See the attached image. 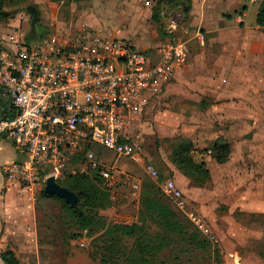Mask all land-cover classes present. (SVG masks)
Returning <instances> with one entry per match:
<instances>
[{
    "label": "rangeland",
    "instance_id": "rangeland-1",
    "mask_svg": "<svg viewBox=\"0 0 264 264\" xmlns=\"http://www.w3.org/2000/svg\"><path fill=\"white\" fill-rule=\"evenodd\" d=\"M7 1L10 17L1 22L18 24L23 17L25 35L17 46L6 47L5 43L0 50L23 51L32 41L43 42L47 48L54 49L84 43L96 32H113L116 37L152 53L167 36L165 27L170 17L179 18L178 36L183 38L179 33L184 18L178 16L175 5L162 3L161 20L153 18L157 0H24L15 7L9 3L15 0ZM243 1L247 5L244 20L247 25L255 26L258 1ZM29 5L39 9L38 25L42 33L30 41L26 39L31 25ZM233 32L227 33V38L217 34L212 43V38L206 36L203 46L197 42L191 44L182 69L145 109L138 131L149 159L159 168L160 180L152 178L140 165L95 147L110 163L126 172L130 181L139 182L141 191L143 184L155 183L162 195L160 184L166 179H175L185 193L188 207L202 217L217 239L207 236L166 198L173 209L201 231L212 249L218 250V255L208 250L190 254L182 243L172 244L158 253L154 264H264V87L259 95L256 92L260 84H250L251 90L244 89L243 94L239 91V85L246 81L233 77L245 71L241 57L244 50L234 49L231 44L228 47L225 39ZM258 40L262 38L255 39ZM254 51L261 57L264 54L261 47ZM248 104L251 109L247 111L245 122H241L239 105ZM239 136L243 138L239 140ZM218 137H226L234 143L233 153L225 163H218L210 151L203 148ZM184 141L195 142L191 155L198 161L205 159L210 168V178L201 186L184 175L174 161V151ZM2 144L6 146L0 148V166L14 160L12 146ZM65 178L61 176L57 181ZM99 183L103 187V183ZM44 186L45 182L36 185L34 198L38 247L33 255L23 256L22 263L145 264L139 259L133 237H107L102 229L91 234L81 231L59 199L42 195ZM14 187H17L16 192L19 190V194L29 198L31 205V192L19 181H10L0 169V191L5 188L10 193ZM118 192L124 200L114 204L110 198L111 205L100 210V215L107 223L121 217L126 224H142L141 192L136 196L130 185L122 183ZM145 219L144 233L167 235L157 220L149 215Z\"/></svg>",
    "mask_w": 264,
    "mask_h": 264
},
{
    "label": "built area",
    "instance_id": "built-area-1",
    "mask_svg": "<svg viewBox=\"0 0 264 264\" xmlns=\"http://www.w3.org/2000/svg\"><path fill=\"white\" fill-rule=\"evenodd\" d=\"M179 24L176 17L168 18L167 36L152 53L113 32H96L84 43L54 49L40 41H32L23 51L1 49L0 87L10 104L0 113V141H10L24 155L0 166L5 176L19 181L33 198L37 184L65 173L97 176L114 204L124 200L118 192L120 183L130 185L139 196L141 184L130 181L95 147L158 178V167L149 159L138 127L149 102L187 60L189 44L178 36ZM87 145L94 148L85 149ZM160 187L179 211L217 240L188 207L175 179L164 180ZM113 222L124 223L121 217Z\"/></svg>",
    "mask_w": 264,
    "mask_h": 264
},
{
    "label": "trees",
    "instance_id": "trees-1",
    "mask_svg": "<svg viewBox=\"0 0 264 264\" xmlns=\"http://www.w3.org/2000/svg\"><path fill=\"white\" fill-rule=\"evenodd\" d=\"M191 1L172 0L170 5L177 7L178 16L187 19L191 10ZM257 1H259V9L256 15V22L258 25L264 27V0ZM21 2H24V0L10 1L9 3L12 5L11 7H15L21 4ZM162 3L168 2L157 0V5L154 6L153 18L156 21L161 20V10H159V7ZM7 4V0H0L1 20L6 19L10 14L5 13L8 7ZM246 8L244 6L242 11ZM227 16L228 18L232 17L231 15ZM26 39L30 41L34 37L28 35ZM5 105V100L0 96V113L6 112ZM91 147L94 148L87 145L85 149ZM194 148L195 145L192 141L181 142L174 151V161L184 175L201 186L210 178L211 172L205 160L198 161L191 155ZM206 150L210 151V154L220 163L227 161L231 153L230 145L223 140H217L212 147ZM64 176L66 178L59 183L76 191L82 199L81 205L72 206L56 195L45 193L44 189L42 190V195L59 199L81 231L87 230L91 234L102 229V234L107 237H133L139 253V259L145 264H154L159 252L172 244L180 245L181 243L186 246V250L190 254H194L198 250H208L217 257L218 250L216 248L212 249L208 239L201 235V231L194 227L187 217L182 216L171 207L167 202L168 198L163 195L164 193L160 194L161 190L155 183L143 184L140 209L142 224L107 223L106 219L100 215V210L111 205V199L110 193L100 185V179L97 176L72 175L70 173H65ZM158 178L159 180L162 178L160 173ZM147 215L157 220L167 232V235L151 236L144 233ZM74 236L78 237L80 234H74ZM1 257L5 264H23L12 249L4 250L1 253Z\"/></svg>",
    "mask_w": 264,
    "mask_h": 264
},
{
    "label": "crops",
    "instance_id": "crops-1",
    "mask_svg": "<svg viewBox=\"0 0 264 264\" xmlns=\"http://www.w3.org/2000/svg\"><path fill=\"white\" fill-rule=\"evenodd\" d=\"M257 3L259 9V1ZM244 6L247 7L243 0H192L189 16L187 19H183V28L180 30L179 34L188 42V44H190V48L191 44L196 42L201 46L205 45L206 36L212 38V43L217 34L227 38L225 35L234 31V34L229 39L225 40H228V47L231 44L234 49L240 48L241 50H244L241 57L244 60L245 71H241L233 78L238 76L242 81H246L243 85H239L241 86L239 91H241L242 94L244 89L251 90L250 84L252 86L260 84V87L257 88L258 91L256 92L257 95H259L260 90L264 87V54L262 57L260 55L258 56L254 49L256 47H261V49L264 50V27L258 25L257 22L255 26L246 24L244 20L246 12L242 11ZM227 15H231L232 17L228 18ZM22 19L23 17H21L18 24L17 22H13V25H6L5 23H2V20L0 19L1 47L5 46V43L7 44L6 47H15L17 46V42L22 41L23 36L25 35L23 30L25 26L22 27ZM240 36L242 37L241 40L238 39ZM256 38H262V40L255 41ZM250 69H252V71H250ZM0 96L5 100L6 104H10V97L4 93L1 87ZM239 106L241 109L239 110L240 117L238 119L241 122H245L247 111H249L251 107L249 104L247 106ZM242 134L244 135V132H242ZM240 137L243 138V136H239V140ZM217 140H223L230 145L231 156L234 143L226 137H218L214 139L206 148L212 147ZM192 142L195 144L194 141ZM2 143H7L12 146L14 150V160L23 159L24 155L20 151H17L10 141L6 139L0 141V148H5L6 145ZM203 148L206 149L205 147ZM15 188L17 187L12 188L10 193H8L5 188H1L3 191H0V264H5L1 257V253L4 250H14L22 262L23 256L34 254V250H37L39 243L33 219V213L35 212V199L31 197L30 205L29 198L26 199L23 193L19 194V190L16 192Z\"/></svg>",
    "mask_w": 264,
    "mask_h": 264
},
{
    "label": "water",
    "instance_id": "water-1",
    "mask_svg": "<svg viewBox=\"0 0 264 264\" xmlns=\"http://www.w3.org/2000/svg\"><path fill=\"white\" fill-rule=\"evenodd\" d=\"M160 1H166L168 3H171L172 0H160ZM27 10L31 14V25H30V36L40 35L42 36V33L39 30V9L34 5H29L27 7ZM5 13L9 14L10 12L5 11ZM9 108V104L5 105V110ZM12 115V112H9V116ZM44 192L50 195H56L60 198H62L66 203L72 205V206H78L82 204V199L78 195V193L65 185H62L59 183L55 176H49L47 177L45 181L44 186Z\"/></svg>",
    "mask_w": 264,
    "mask_h": 264
}]
</instances>
